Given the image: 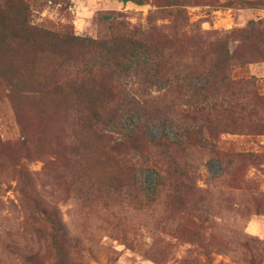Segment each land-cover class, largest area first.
<instances>
[{"label":"trees","instance_id":"1","mask_svg":"<svg viewBox=\"0 0 264 264\" xmlns=\"http://www.w3.org/2000/svg\"><path fill=\"white\" fill-rule=\"evenodd\" d=\"M52 1L0 0V103L12 112L19 133L16 140L0 135V177L16 179L26 223L44 247L43 252L40 247L15 250L24 264H77L81 238L70 232L60 208L44 196L37 173L29 168L46 156L52 160L44 164L45 181L87 206L121 200L125 192L130 204L144 209L166 192L169 210L198 219L196 228L181 232L201 245L207 214L201 211L195 182L203 156L220 162L222 156L241 155L219 141L221 102L237 105L233 108L242 121L255 115L264 124V97L255 81L246 82L252 88L247 95L242 80L231 76L235 65L264 58L260 38L245 28L207 41L195 24L189 33L167 36L130 27L109 14L102 16L107 22L102 36L35 24L34 12ZM163 1L174 9L158 2L157 12L188 23L181 1ZM226 3L264 6V1ZM135 70L142 72L144 84L175 90L170 104L176 122L168 126L165 121L158 137L146 118H130L123 126L115 113L123 92L118 78ZM112 128L125 133L115 139ZM6 249L11 252L14 246ZM249 264L258 263L250 259Z\"/></svg>","mask_w":264,"mask_h":264},{"label":"rangeland","instance_id":"2","mask_svg":"<svg viewBox=\"0 0 264 264\" xmlns=\"http://www.w3.org/2000/svg\"><path fill=\"white\" fill-rule=\"evenodd\" d=\"M186 10L188 23L157 10L168 1L149 0L139 6L109 0H53L34 12L33 22L56 30L70 29L79 34L102 36L107 22L104 14L141 30L153 29L167 36H181L195 24L205 33L207 41L223 38L232 29L250 28L264 47V6L236 5L227 7L230 0H179ZM262 2L264 0H248ZM56 2H59L56 3ZM249 63L233 67L231 76L242 80L244 92H252L250 83L264 97V58H249ZM142 72L121 76L123 92L115 107L118 120L128 126L130 118L144 117L149 121L154 137L161 134L163 123L171 126L176 117L171 113L170 100L175 90H164L144 84ZM249 98L245 100L248 101ZM153 101V105H150ZM221 102L217 123L219 141L232 147L240 156H222L220 162H210L206 154L199 168L196 187L200 190L201 211L207 219L201 228V245L187 239L182 228L194 227L196 217L167 208V193L149 208H136L121 193V200L90 205L78 203L50 184L42 174L44 164L52 157L29 163L37 173V183L44 196L56 204L72 234L81 238L77 264H249L255 259L264 264V124L250 115L241 120L239 110ZM128 109L129 112H125ZM260 124V125H259ZM114 138L125 132L112 128ZM209 133V131H208ZM0 135L4 140L19 136L10 109L0 103ZM152 182L153 176L148 174ZM192 219V220H191ZM11 244L13 251L6 249ZM43 252V244L36 239L26 223L17 181L13 175L0 177V264H24L22 255L28 250ZM19 248L23 251L15 250ZM46 264L48 262L46 261Z\"/></svg>","mask_w":264,"mask_h":264}]
</instances>
